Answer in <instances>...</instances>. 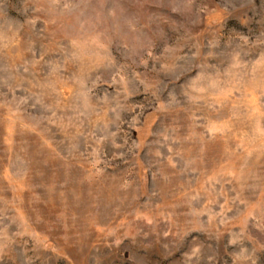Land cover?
<instances>
[{"label": "rangeland", "instance_id": "obj_1", "mask_svg": "<svg viewBox=\"0 0 264 264\" xmlns=\"http://www.w3.org/2000/svg\"><path fill=\"white\" fill-rule=\"evenodd\" d=\"M0 264H264V0H0Z\"/></svg>", "mask_w": 264, "mask_h": 264}]
</instances>
